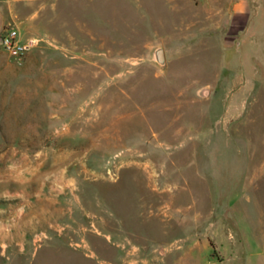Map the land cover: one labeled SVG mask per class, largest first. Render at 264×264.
<instances>
[{
    "label": "rangeland",
    "instance_id": "obj_1",
    "mask_svg": "<svg viewBox=\"0 0 264 264\" xmlns=\"http://www.w3.org/2000/svg\"><path fill=\"white\" fill-rule=\"evenodd\" d=\"M230 2L0 0L34 40L0 44V264H264V0L234 41Z\"/></svg>",
    "mask_w": 264,
    "mask_h": 264
},
{
    "label": "crops",
    "instance_id": "obj_2",
    "mask_svg": "<svg viewBox=\"0 0 264 264\" xmlns=\"http://www.w3.org/2000/svg\"><path fill=\"white\" fill-rule=\"evenodd\" d=\"M228 36L231 39V36H233L232 40H236L238 36H240L242 33H247L249 30H252L251 26V20L255 17L254 11L251 8L250 0H231L228 13ZM240 43V41L238 42ZM261 43H258L257 41L252 43V50L254 49L256 52L257 50L264 49ZM241 65L244 67L242 70L243 73V80H241L242 85L239 87L238 94L236 96L240 99V103H244L246 105V99L250 97L248 94L247 89V82L249 79L253 78L255 81L257 80V74L259 73V70L257 69V66H264V56L261 54H255V56L245 57L241 60ZM248 67V68H247ZM254 67V68H251ZM252 92V91H251ZM235 109V108H233ZM238 114H242L241 111H238ZM217 143V142H216ZM220 142H218L219 144ZM231 144V143H230ZM243 160L242 158L234 161H230L229 163L224 164L223 173L226 177V175L235 177V170L238 168V170L242 169ZM215 172V170L213 171ZM250 242L255 241L254 239H249ZM264 241V240H263ZM184 242V240H183ZM184 245H181V248H183ZM258 250L256 253H251L247 257H264V253H262V248L256 246ZM192 248H195L192 246ZM188 251V249L184 250V252ZM200 251V250H198ZM182 256V255H181Z\"/></svg>",
    "mask_w": 264,
    "mask_h": 264
},
{
    "label": "built area",
    "instance_id": "obj_3",
    "mask_svg": "<svg viewBox=\"0 0 264 264\" xmlns=\"http://www.w3.org/2000/svg\"><path fill=\"white\" fill-rule=\"evenodd\" d=\"M0 44L13 58L22 60L34 45V40H25L16 27H8L0 36Z\"/></svg>",
    "mask_w": 264,
    "mask_h": 264
},
{
    "label": "water",
    "instance_id": "obj_4",
    "mask_svg": "<svg viewBox=\"0 0 264 264\" xmlns=\"http://www.w3.org/2000/svg\"><path fill=\"white\" fill-rule=\"evenodd\" d=\"M156 58L160 63L164 62V55H163V50L161 48L157 49L155 52Z\"/></svg>",
    "mask_w": 264,
    "mask_h": 264
}]
</instances>
